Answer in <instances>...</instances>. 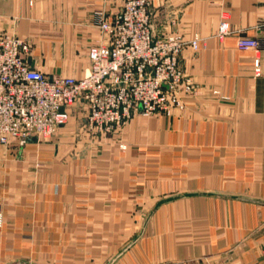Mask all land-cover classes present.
Here are the masks:
<instances>
[{"label": "crops", "instance_id": "obj_1", "mask_svg": "<svg viewBox=\"0 0 264 264\" xmlns=\"http://www.w3.org/2000/svg\"><path fill=\"white\" fill-rule=\"evenodd\" d=\"M152 2L155 36L201 40L181 54L197 94L98 136L75 105L53 137L2 146L0 264H264V0ZM122 5L0 0V35L29 38L32 67L81 78L107 42L97 11Z\"/></svg>", "mask_w": 264, "mask_h": 264}, {"label": "built area", "instance_id": "obj_2", "mask_svg": "<svg viewBox=\"0 0 264 264\" xmlns=\"http://www.w3.org/2000/svg\"><path fill=\"white\" fill-rule=\"evenodd\" d=\"M121 1L122 8L113 15L97 11L95 23L107 42L90 47V66L81 78L48 75L32 67L27 60L30 39L0 37V151L13 139L53 137L68 123L75 105L86 111L84 129L98 136L116 131L139 113L170 114L185 106L187 96L197 94L181 54L187 47L199 49L201 40H186L179 33L155 36L152 0ZM230 33L223 15L217 36ZM238 46L258 50L261 43L240 37ZM255 67L260 73L259 58Z\"/></svg>", "mask_w": 264, "mask_h": 264}, {"label": "rangeland", "instance_id": "obj_3", "mask_svg": "<svg viewBox=\"0 0 264 264\" xmlns=\"http://www.w3.org/2000/svg\"><path fill=\"white\" fill-rule=\"evenodd\" d=\"M3 32V31H2ZM4 34H16V35H18L15 31H11V32H8V31H4L3 33H1V35H0V37L2 36V35H4ZM19 36V35H18ZM27 39H29V38H27ZM78 113V112H77Z\"/></svg>", "mask_w": 264, "mask_h": 264}]
</instances>
